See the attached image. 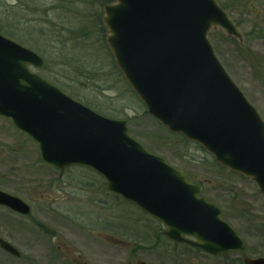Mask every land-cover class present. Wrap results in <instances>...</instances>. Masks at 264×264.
<instances>
[{"label": "water", "instance_id": "95a60500", "mask_svg": "<svg viewBox=\"0 0 264 264\" xmlns=\"http://www.w3.org/2000/svg\"><path fill=\"white\" fill-rule=\"evenodd\" d=\"M104 23L112 58L154 120L251 179L264 196V118L209 39L213 29L242 38L228 12L216 0H115ZM44 60L0 33V117L37 142L45 163L94 170L110 192L161 222L170 240L214 255L245 248L201 184L134 139L128 120L97 113L41 75ZM0 205L30 212L8 192L0 191ZM0 247L21 256L1 237ZM243 262L264 264V257Z\"/></svg>", "mask_w": 264, "mask_h": 264}, {"label": "rangeland", "instance_id": "374dc122", "mask_svg": "<svg viewBox=\"0 0 264 264\" xmlns=\"http://www.w3.org/2000/svg\"><path fill=\"white\" fill-rule=\"evenodd\" d=\"M101 1L0 0V28L20 34L16 37L23 46L49 59L45 74L36 70L41 75L52 76L48 77L50 81L56 80L60 88L97 113L128 120L131 136L150 152L184 171L190 182L204 180L203 196L220 207L223 219L246 244L244 251L229 253L227 260L222 256V264H240L245 255L264 257V196L251 179L227 168L213 167L204 149L187 145L181 136L154 120L138 96H133L108 48L104 23L107 4L99 5ZM216 2L228 12L243 38L234 40L221 29H214L209 34L210 43L235 84L251 103L254 100L264 118V89L253 70L256 59L262 56L263 60L264 56L259 46L264 43L255 41L251 25L258 18L252 15L256 4L251 0ZM101 24L107 31L105 36ZM63 50L70 57H81V64L61 61L58 55L64 54ZM12 126L0 117V131L13 133ZM1 139L0 152L5 156L0 158V188L5 189L14 181L13 165L6 159V137ZM23 144L19 142V146ZM34 172L32 214L17 219L0 208V234L21 252L16 257L0 247V264H216L163 235L160 238L163 224L113 195L94 170L83 166L66 169L62 176L65 185L59 191L53 185L50 189L56 196L49 200L45 198L49 197L47 177L43 178L47 169L36 166ZM47 173L51 183L57 184V174Z\"/></svg>", "mask_w": 264, "mask_h": 264}, {"label": "flooded vegetation", "instance_id": "af4514ba", "mask_svg": "<svg viewBox=\"0 0 264 264\" xmlns=\"http://www.w3.org/2000/svg\"><path fill=\"white\" fill-rule=\"evenodd\" d=\"M241 1H243V0H241ZM250 3L256 4V6L253 8L252 15L255 18L258 17L257 22H254L251 24L252 30L254 33V37H255V41L264 43V0H251ZM242 38H243V36H242ZM242 38L237 39V40L241 41ZM259 46H262V48L264 49V44H259ZM261 59H262V56H260L259 58L256 59L253 70L255 71V75H256V78L258 80V83H260V86L264 89V56H263V60H261ZM260 86H257V87L259 88ZM257 87H256V89H257ZM255 94H257V93H255ZM253 102H254V100H253ZM253 104L256 107V104L255 103H253ZM5 119H7V118H5ZM7 120H9V119H7ZM9 121L11 122V120H9ZM12 125H13L12 126L13 128H10V129L13 130V133L17 134L18 138H23V139L18 141V140H16V138H17V137H15L16 135H14L13 133L7 132V130H5V129L0 131V134H1L0 139L6 137V139H5L6 141L4 142L5 146H6L5 148H6V150H8L6 159L7 160L10 159V161L12 162V165H13L12 173L13 174L11 176H12V178H14V181H11L9 186H6L5 189L0 188V191L5 192V193L8 192V194H10L16 198H19L21 201H23L24 203H26L30 207V212L24 213L22 211L12 209V208L5 206V205H0V208H3L4 210L8 211L15 218L21 219V218H27L32 214V211H31L32 210L31 191L35 189L33 186L35 184L34 179H33L34 178L33 175L35 174L34 169L36 168V166H37V169L39 167L43 166L44 168L47 169V172L53 171V173L57 174V176H58L57 177L58 183L52 184L51 180L49 178L50 175H48L47 172L45 174H43V178L47 177V179L45 181V185H46L45 189L47 190L46 192L49 193V197L46 196L45 198H47L48 200H49V198L53 199V197L56 196L51 191L50 188H52L53 185H56L57 187L53 186V188L57 189L59 191L60 188L63 185H65V183H63V180H62L63 177L62 176H64L66 169H68L70 167L72 168L73 166H70V167H67L64 169H60V168L58 169L56 167H53L50 164L48 165V163H45L42 160V158L40 157L41 156L40 155V149L38 147L37 142L30 135H28L27 133H25L21 129L14 127L13 123H12ZM1 140L3 141V139H1ZM19 142H24V144L22 146H19ZM34 146H36L37 149H35ZM29 147H31V148H29ZM4 156H5L4 153L0 152V158H2ZM74 166H79V165H74ZM37 173H39V172H37ZM20 177H22V178H20ZM26 179H29V181L27 183H26ZM198 184H201L203 186V183H198ZM13 185L15 187L12 188ZM32 188H34V189H32ZM203 191H204V187H203ZM203 191H202V196H203ZM115 195L118 196L117 194H115ZM44 203H45V201H44ZM163 231H164V228H163ZM0 237L2 239L6 240L5 237H3L1 234H0ZM6 241H8V240H6ZM170 241L175 243L176 245L183 246L184 248L187 249V251L193 252L196 256H199V257L204 256L207 259H211L216 264H222V255L221 254L214 255V254L205 252L198 247H195V246H192V245H189L186 243H181V242H177V241H173V240H170ZM140 264H145V263L140 262ZM193 264H195V263H193Z\"/></svg>", "mask_w": 264, "mask_h": 264}, {"label": "trees", "instance_id": "16d2710c", "mask_svg": "<svg viewBox=\"0 0 264 264\" xmlns=\"http://www.w3.org/2000/svg\"><path fill=\"white\" fill-rule=\"evenodd\" d=\"M104 2H106V4H108V3H110V2H114V0H103V1H101L100 3H98L99 5H101V4H103ZM100 18V16H98V19ZM100 20V19H99ZM101 29H102V31L104 32V36H105V34H106V29H105V27H103V24H101ZM0 33L1 34H3V35H7V36H9V38L10 39H15V40H17V42H22V41H20V39L18 38L19 37V35L18 34H16V33H13V34H10V32H8V30H4V29H1L0 28ZM16 36H18V37H16ZM21 36V35H20ZM86 38V37H85ZM234 40H236V39H234ZM101 42H103V40L101 41ZM22 44H24L23 42H22ZM35 51H36V49H34ZM64 51V54L62 53V55H58V57H60V58H62V60L61 61H64V62H66V63H68V64H72V62L73 63H75V61L77 62V63H79V64H81V57H79V58H74V57H76V56H68V54H66L65 53V50H63ZM37 53H39L40 54V52H38L37 51ZM45 53V52H44ZM110 53V52H109ZM110 55H111V53H110ZM41 56H43L42 54H41ZM56 57V56H55ZM45 60L44 61H46V67L44 68V69H42L43 71L42 72H44V74L46 73V71H48V69H49V59L46 57V58H44ZM67 64V65H68ZM66 65V68H68V66ZM80 69L81 68H79L78 69V71H80ZM120 75L122 76V74H121V72H120ZM46 76V75H45ZM48 77L49 78H51L52 76H48L47 75V79H48ZM123 78V77H122ZM121 78V79H122ZM54 81V83L56 84V85H59V86H62L61 84H59V83H57V82H55L56 80H53ZM132 90V89H131ZM132 92H133V90H132ZM133 94V96H136V94L133 92L132 93ZM137 97V96H136ZM179 136H181V140L183 141V142H185V143H187V145H195L196 147H197V149H201V150H203V148H201V146H199V144H196V143H192L191 141H189V140H187V139H185V137L184 136H182V135H180V134H178ZM206 155H207V160H210L211 162H210V164L213 166V167H216V168H218V169H221V170H225V168L224 167H222L221 165H218V163H217V161L212 157V156H210V155H208L207 153H206ZM198 183H203V185H204V180L203 181H198ZM205 186V185H204ZM121 197V196H120ZM122 198V197H121ZM123 199V198H122ZM125 201H127V200H125ZM128 202V201H127ZM130 203V202H129ZM154 218V217H153ZM161 235H164V234H162V232L160 233L159 232V237L161 238L162 236ZM228 257V254H226V255H224V258L226 259ZM227 260V259H226ZM239 263L240 264H244L243 263V259L242 260H239Z\"/></svg>", "mask_w": 264, "mask_h": 264}]
</instances>
